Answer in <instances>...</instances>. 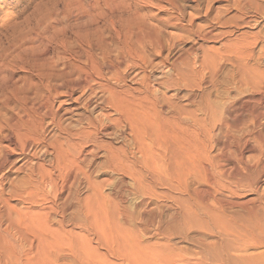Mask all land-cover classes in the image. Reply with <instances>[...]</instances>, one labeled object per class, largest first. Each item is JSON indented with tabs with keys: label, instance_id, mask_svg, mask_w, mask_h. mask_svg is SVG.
<instances>
[{
	"label": "bare ground",
	"instance_id": "obj_1",
	"mask_svg": "<svg viewBox=\"0 0 264 264\" xmlns=\"http://www.w3.org/2000/svg\"><path fill=\"white\" fill-rule=\"evenodd\" d=\"M113 6L42 19L21 83L0 77V264H264V66L224 52L236 87L216 107V56L170 60L167 18ZM236 10L264 21V0Z\"/></svg>",
	"mask_w": 264,
	"mask_h": 264
},
{
	"label": "rangeland",
	"instance_id": "obj_2",
	"mask_svg": "<svg viewBox=\"0 0 264 264\" xmlns=\"http://www.w3.org/2000/svg\"><path fill=\"white\" fill-rule=\"evenodd\" d=\"M250 1L254 0H0V77L10 85L21 83L25 75L21 68V51L25 50L28 38H32V46L41 47L40 38L41 36L42 38L44 37V33L41 31L45 29L44 24H42L43 20L48 19V17H60L62 15L84 18L89 15L104 14L107 12V7L120 5V7L117 6L120 8L119 12H137L146 16L160 14L169 20L167 24L152 21L151 26L163 33L165 37L164 44H167V47L171 45L170 60L180 56H187V52H192L191 50L196 52L198 56L203 53L211 57L216 56L214 60L217 59L219 61V68L215 77H213V83L208 82L209 85L207 83L203 86V89H205L204 92L207 93L208 97L211 98V103L216 107H221L224 102L226 103V99L228 100L234 94V88L236 87L234 81L236 75L235 66H231L232 63L227 59H222L224 52L248 46L253 50L254 60L264 66V40H262L264 39V21L254 22L255 19L251 17V20L249 19L247 23H242L241 17L236 10L238 4ZM218 18H220L219 20L225 19L228 21L225 29H228L231 33L221 35L224 28L216 23L219 21ZM38 27L41 30H39L40 33L38 32ZM48 28L46 30L50 31L51 27L49 26ZM35 33L38 34L36 35ZM178 34L183 36L180 40L174 41L170 38V35ZM201 34H207L210 37L202 38L199 36ZM211 35L213 38H211ZM251 38L253 39L252 41H250ZM248 42L253 43L250 44ZM41 43L45 44V42ZM236 43L240 45L237 47ZM241 43H244L245 46ZM260 45H263L262 48ZM260 49H262L261 52L259 51ZM49 50L48 54H51L52 50ZM249 144L254 145L255 143L253 144L251 141ZM93 175L99 180L108 178L109 181L106 184L113 178V175L109 173L102 174L100 171L93 172ZM263 185L261 186L264 187ZM133 198L132 196L124 197L126 206H133L135 202V198ZM73 231L75 235L79 233L76 228ZM150 233L147 237H141L143 243L154 244L162 241L157 235ZM79 240V238L74 240V244L76 245ZM172 242L188 252L195 250L189 243L179 242L176 239ZM103 251L99 249V252L103 253ZM109 259L115 261L113 258L109 257Z\"/></svg>",
	"mask_w": 264,
	"mask_h": 264
}]
</instances>
